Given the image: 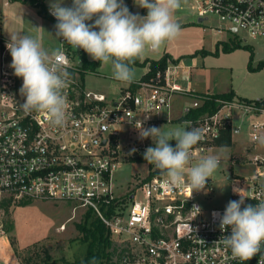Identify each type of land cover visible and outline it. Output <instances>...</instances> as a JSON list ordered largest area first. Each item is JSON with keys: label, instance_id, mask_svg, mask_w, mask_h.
<instances>
[{"label": "built area", "instance_id": "1", "mask_svg": "<svg viewBox=\"0 0 264 264\" xmlns=\"http://www.w3.org/2000/svg\"><path fill=\"white\" fill-rule=\"evenodd\" d=\"M193 8L203 23L216 17L219 25L209 26L214 35L227 32L228 41L243 40L239 38L243 32L253 40H264V0H194ZM61 41L69 74L63 90L69 118L65 126L53 127L45 113L20 108L25 101L20 94L23 81L10 67L12 58L6 46L10 40L0 34V194L15 204L63 201L73 205L74 217L79 209L84 218L93 215L106 226L116 245L115 264H264V244L247 260L234 258L223 245L222 237L231 230L222 232L213 213L222 215L226 207L204 204L213 189L212 177L201 191L192 192L187 185L173 189L150 165L153 175L118 191L115 173L123 160L155 147L151 138H140V122L145 128H159L161 122L170 121L171 100L176 94L194 97L184 106L182 116L210 99L209 95L191 94L195 91L178 81L179 62L169 60L164 71L134 80L117 98H108L84 87V69L73 59L67 42ZM216 103V111L181 121L204 134L191 150L193 164L216 155L222 147L217 141L227 126L233 138L247 121L253 148L257 138L264 137V106L255 100L216 99ZM120 135H130L133 153L122 151ZM250 162L256 167L254 174L228 175L233 201L241 195L245 205L264 201V155L256 153ZM65 229L66 223H62L59 230Z\"/></svg>", "mask_w": 264, "mask_h": 264}, {"label": "rangeland", "instance_id": "2", "mask_svg": "<svg viewBox=\"0 0 264 264\" xmlns=\"http://www.w3.org/2000/svg\"><path fill=\"white\" fill-rule=\"evenodd\" d=\"M54 1L48 0L49 3ZM132 5V10H129L132 14L147 15L141 12L135 0ZM193 5L194 0H181V7L173 16L181 28L177 38L166 42L158 52L146 51L143 56L155 57L165 53L170 56L167 62L171 58L174 59V63L179 60L181 66L178 69V81L184 88L195 91L191 93L195 96H213L233 89L235 92L233 100L236 102H251L263 98L264 68L251 71L249 65L252 62L251 65L256 68L260 61H264V40L260 38L253 40L243 32L239 34V38L246 39L242 42L253 48L252 61L250 52L245 48L225 52L222 45L217 47V43L228 41L230 35L227 32L214 35L209 26L219 25L216 17L211 16L205 23L198 22ZM134 7H138V10H134ZM55 25V22L42 17L29 3L0 0V32L7 40H10L12 34H30L39 38L43 47L51 52L62 46V41L55 37ZM70 49L75 52L72 54L73 59L81 61L80 54L83 53L87 61L95 66L94 71H83L82 83L86 89L102 92L108 98H117L121 90L128 85L112 78L110 66L100 65L82 49H76L73 46ZM133 68L135 77L144 71L143 67L134 66ZM193 99V96L174 95L171 100L174 111L170 109L169 116L171 120L161 122L159 128L163 127V131H169L178 125H184L177 119L182 116V105L191 104ZM197 99L202 101L201 98ZM247 125V122L243 124L241 136L237 135L233 138L236 142L252 145ZM120 130L123 129L120 128ZM127 130L125 129V132ZM119 141L123 152L133 153L130 135H120ZM170 144L174 147L176 142L170 141ZM255 145L256 148L249 150L250 155L245 154L244 149H241L239 153L233 145L231 150L219 149L214 153L220 155L222 161L211 176L213 189L207 201L204 202L208 208H223L229 201H233L231 183L227 178L229 174L250 176L255 173L256 167L250 160L256 153L264 155V145L259 142ZM151 167L145 160H123L121 167L115 173L118 191H121L122 187H133L140 179L149 177ZM6 197L4 193L0 194V201ZM9 210L8 216L0 206V249L4 248L3 237H7L21 264L28 261H40L44 258L45 252L49 253L51 259L53 258L54 264H78V261L85 257L87 243L83 241V233L78 228V224L85 221L82 209L77 210L74 217L73 205L70 203L32 201L25 205L13 203ZM89 217L90 220L95 219L93 215ZM9 223L13 225V229L7 231ZM62 223H66V229L60 231L59 226ZM112 244L115 245L114 242ZM114 259L115 257L113 261ZM101 261L102 259L97 264H103ZM0 264H4L2 256H0Z\"/></svg>", "mask_w": 264, "mask_h": 264}, {"label": "clouds", "instance_id": "3", "mask_svg": "<svg viewBox=\"0 0 264 264\" xmlns=\"http://www.w3.org/2000/svg\"><path fill=\"white\" fill-rule=\"evenodd\" d=\"M135 3L146 9L147 15L132 14L123 0H72L70 7L63 6V0H55L50 5V13L57 20L55 37L82 49L100 65L110 66L113 79L131 84L136 76L131 66L135 59L146 51L158 52L181 31L173 19L181 0ZM6 46L12 58L10 67L23 81L20 94L25 101L20 108L45 113L53 127L65 126L69 102L63 90L69 74L62 50L50 52L39 38L21 33L10 35ZM162 128H145L140 122V138H151L155 144L145 150L144 159L161 172L168 187L183 189L187 185L192 192L204 190L221 161L218 155H208L192 163L191 150L204 139L203 131L187 123L169 131ZM257 139L264 145V137ZM170 141L176 142L174 147ZM240 197L229 201L222 215L213 216L219 219L222 232L231 230L222 237L225 248L231 249L234 258L247 260L264 244V201L245 205V198Z\"/></svg>", "mask_w": 264, "mask_h": 264}, {"label": "trees", "instance_id": "4", "mask_svg": "<svg viewBox=\"0 0 264 264\" xmlns=\"http://www.w3.org/2000/svg\"><path fill=\"white\" fill-rule=\"evenodd\" d=\"M10 1H21V2H28L31 6L36 8L37 12L44 18L51 20L57 23L55 17L50 13V6L46 4L45 0H10ZM129 10H132V3L133 0H123ZM140 10L143 14H147V10L140 7ZM69 47H72L67 43ZM222 45V48L225 52H230L238 48H245L250 52V60L252 61L254 57V51L251 45L244 44L240 39H233L229 41H218L217 47ZM75 54V52H74ZM170 58L169 55L165 54L162 58L158 60L152 59H145L144 61H140V58L135 59L134 63L131 65L139 66H147L149 65L148 71L142 76V79L147 78L148 76L156 73L158 70L164 71L168 65L167 59ZM80 59L82 62V68L87 71H94V64H91L87 61L85 55L82 53L80 54ZM172 61L174 59L171 58ZM175 62V61H174ZM178 62V61H176ZM250 62L249 70H261L264 68V61H260L256 68L251 65ZM216 96V97H215ZM235 96V92L233 89L226 93H220L213 96H209L210 99H206L203 105L200 108H197L191 113L180 117L177 121H183L189 118H196L205 112H214L216 111L218 104L216 103V98H224L227 100H233ZM256 104L259 106H264V97L255 99ZM250 103V102H249ZM217 144L220 146H231L232 145V136H231V127L227 126L223 132L222 138L217 141ZM130 160H139L144 161V155H136L130 158ZM146 161V160H145ZM154 173H150V176ZM29 202H21L18 203L19 205H25ZM12 201L10 198H3L0 201V206L4 209V213L6 215H10V207L12 206ZM247 205V204H246ZM78 228L83 233V241L87 243V253L85 257L78 261V264H97V262L102 259L103 264H115L113 261V257L116 256L117 249L116 245L112 244V239L110 233L106 226L99 220L94 219L90 220V217H86L84 223L78 224ZM7 231L13 229L12 224L7 225ZM53 258L51 259L48 252H45L44 258L40 261H28L22 264H54ZM240 264H255L254 261H248Z\"/></svg>", "mask_w": 264, "mask_h": 264}, {"label": "crops", "instance_id": "5", "mask_svg": "<svg viewBox=\"0 0 264 264\" xmlns=\"http://www.w3.org/2000/svg\"><path fill=\"white\" fill-rule=\"evenodd\" d=\"M11 2V1H10ZM17 2H21V1H17ZM46 4L47 5H51L52 3L54 2H48V0H45ZM22 3H28V2H22ZM133 4V3H132ZM72 5V0H63V6H68L70 7ZM126 5V4H125ZM33 7V6H32ZM134 10H138V7H134ZM1 29V28H0ZM1 34V32H0ZM165 55V53H161L160 55H157V56H141L139 57L140 58V61H144L145 59H152V60H158L159 58L163 57ZM179 61V60H178ZM134 66H137V67H143L144 68V71L143 72H140L141 74L137 77H135V80H138L140 78H142V76L146 73V69H147V66H139V65H134ZM133 66V67H134ZM180 62H179V67H180ZM231 90V89H230ZM223 93H226V92H223ZM237 94V93H236ZM238 95V94H237ZM239 96V95H238ZM242 97V96H241ZM247 98V97H245ZM184 106L186 105H182V114H183V108ZM170 109L172 111H174V107H170ZM181 114V115H182ZM169 116H170V110H169ZM181 117V116H180ZM179 117V118H180ZM247 121L244 122V124L246 123ZM248 129V128H247ZM240 135V134H238ZM237 136V135H235ZM241 136V135H240ZM234 137V136H233ZM232 145L234 146V148L238 149L239 150V153H240V150L241 149H244V153L247 154V155H250V151L249 150H252L254 149L253 147H251V145H246L244 143H241L240 141L236 142L234 140V138H232ZM230 149L231 150V146H222L221 149ZM236 163V162H235ZM7 236V235H6ZM4 238V248L3 250L0 249V256L3 257V261H4V264H21L20 261H19V258L15 252V250L13 249L12 245H11V242L9 241V239L7 237H3Z\"/></svg>", "mask_w": 264, "mask_h": 264}, {"label": "water", "instance_id": "6", "mask_svg": "<svg viewBox=\"0 0 264 264\" xmlns=\"http://www.w3.org/2000/svg\"><path fill=\"white\" fill-rule=\"evenodd\" d=\"M202 21V19L201 18H198V22H201ZM79 49V48H78ZM82 65V62L81 61H79V66H81ZM228 179H230V176H228Z\"/></svg>", "mask_w": 264, "mask_h": 264}]
</instances>
